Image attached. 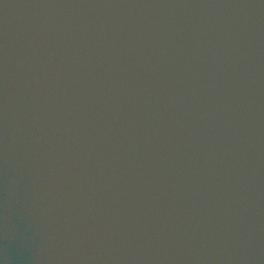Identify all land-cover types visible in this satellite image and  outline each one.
<instances>
[{"label":"water","instance_id":"obj_1","mask_svg":"<svg viewBox=\"0 0 264 264\" xmlns=\"http://www.w3.org/2000/svg\"><path fill=\"white\" fill-rule=\"evenodd\" d=\"M0 264H264V0H0Z\"/></svg>","mask_w":264,"mask_h":264}]
</instances>
